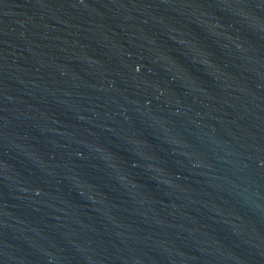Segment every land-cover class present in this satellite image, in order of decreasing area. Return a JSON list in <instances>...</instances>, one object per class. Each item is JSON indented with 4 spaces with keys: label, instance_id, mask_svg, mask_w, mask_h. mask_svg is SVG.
Instances as JSON below:
<instances>
[{
    "label": "water",
    "instance_id": "1",
    "mask_svg": "<svg viewBox=\"0 0 264 264\" xmlns=\"http://www.w3.org/2000/svg\"><path fill=\"white\" fill-rule=\"evenodd\" d=\"M0 264H264V0H0Z\"/></svg>",
    "mask_w": 264,
    "mask_h": 264
}]
</instances>
